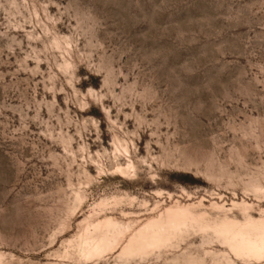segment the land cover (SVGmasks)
<instances>
[{
    "label": "rangeland",
    "instance_id": "374dc122",
    "mask_svg": "<svg viewBox=\"0 0 264 264\" xmlns=\"http://www.w3.org/2000/svg\"><path fill=\"white\" fill-rule=\"evenodd\" d=\"M0 264H264V0H0Z\"/></svg>",
    "mask_w": 264,
    "mask_h": 264
}]
</instances>
